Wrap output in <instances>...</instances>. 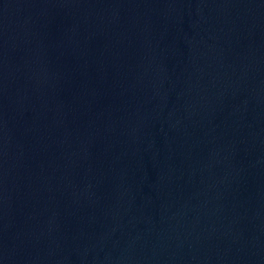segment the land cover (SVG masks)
<instances>
[{"label": "water", "instance_id": "95a60500", "mask_svg": "<svg viewBox=\"0 0 264 264\" xmlns=\"http://www.w3.org/2000/svg\"><path fill=\"white\" fill-rule=\"evenodd\" d=\"M0 264H264V0H0Z\"/></svg>", "mask_w": 264, "mask_h": 264}]
</instances>
